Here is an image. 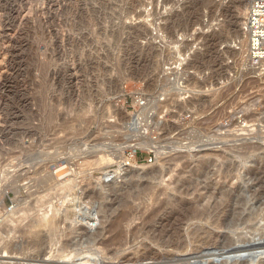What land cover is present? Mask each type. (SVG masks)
<instances>
[{"label": "rangeland", "instance_id": "obj_1", "mask_svg": "<svg viewBox=\"0 0 264 264\" xmlns=\"http://www.w3.org/2000/svg\"><path fill=\"white\" fill-rule=\"evenodd\" d=\"M243 1L0 0V264H264V64L222 41Z\"/></svg>", "mask_w": 264, "mask_h": 264}, {"label": "bare ground", "instance_id": "obj_2", "mask_svg": "<svg viewBox=\"0 0 264 264\" xmlns=\"http://www.w3.org/2000/svg\"><path fill=\"white\" fill-rule=\"evenodd\" d=\"M245 4H244V6H243V8H242V10H243V12H244V14H245V17L243 18V20H241V21H239V19H238V21H239V23H237L239 26H237V28L234 30L233 29V32H231V33H233V34H231L230 35V37H228V38H225L224 39V37H222L221 39H222V41H223V44H226V46L228 45V44H233L232 46H233V49H234V52L235 51H239V50H241L240 51V53H243L244 54V59H242L243 61H245V63H247L246 65L247 66H251L252 64L250 63V60H249V58H248V43H249V37H248V32H247V18H248V13H249V11H250V9H251V6H252V0H244L243 1ZM178 15V14H177ZM176 15V16H177ZM242 18V17H241ZM177 22V21H176ZM187 22V21H186ZM181 24V23H180ZM177 25V24H176ZM229 25V24H228ZM236 27V26H235ZM227 29H228V27H227ZM183 31V30H182ZM181 31V32H182ZM224 31V30H223ZM216 32V31H215ZM219 34H221L222 33V31H221V33H220V29H219ZM227 32V31H226ZM183 33V32H182ZM229 33V32H228ZM179 34V33H178ZM180 36L182 35L181 33L179 34ZM216 35H218L217 33H216ZM224 35V34H223ZM228 35V34H227ZM217 37V36H216ZM220 37V36H219ZM226 37V36H225ZM178 39V38H177ZM207 39V38H206ZM221 44V43H220ZM211 46V45H210ZM230 46V45H229ZM208 47V46H207ZM229 48V47H228ZM227 48V49H228ZM231 48V47H230ZM194 50V49H193ZM212 50V49H211ZM183 53V52H182ZM210 53H211V51H210ZM233 53V52H232ZM184 54V53H183ZM238 53H236V55H237ZM194 55H198V54H194ZM200 55V54H199ZM178 57H180L181 58V54L180 53H178ZM183 57V56H182ZM201 57V56H200ZM210 57V56H209ZM208 57V58H209ZM188 58V57H187ZM198 57H196V59H197ZM195 58H194V60H196ZM193 60V62L191 63V62H189V64H187L188 65V67H191V66H193L194 64H195V61ZM247 61V62H246ZM197 62V61H196ZM209 62V61H208ZM198 65V64H197ZM185 66V65H184ZM187 67V66H186ZM194 67H195V65H194ZM184 68V67H183ZM195 68H197V66L195 67ZM209 68V67H208ZM186 70H187V73H188V69L186 68ZM189 70H192V71H194V70H196V69H189ZM184 72V71H183ZM201 72V71H200ZM181 73H182V71H181ZM180 73V74H181ZM184 74V73H183ZM182 74V75H183ZM177 79V78H176ZM181 79V75H179L178 76V81L176 82V84H177V87H175V89L177 90V91H179V92H181V91H186V92H192L191 91V89L188 87V86H185V87H182V85L180 86V82H179V80ZM191 79H192V77H191ZM196 79V78H195ZM175 80V79H174ZM189 80V79H188ZM193 80V79H192ZM185 81H187V79L185 80ZM194 81V80H193ZM206 81H207V79H206ZM188 82V81H187ZM194 82H196V81H194ZM192 83V82H191ZM208 83V82H207ZM206 83V84H207ZM174 84V83H173ZM192 85V84H191ZM197 86V84H194V89L195 90H193L194 92L196 91V89L197 88H195ZM199 89V88H198ZM197 89V90H198ZM198 92H200V91H196V93H198ZM177 93V92H176ZM196 93H195V95H196ZM186 94V93H185ZM201 95V94H200ZM194 98V97H193ZM196 98V97H195ZM202 104V103H201ZM149 106V104H146L141 110H139L138 112H137V114L136 115H132V116H130L129 117V124H130V126H133V125H136V123H137V121L139 120V118H140V116L141 115H143L144 114V112L148 109L147 107ZM243 127V126H242ZM147 139V138H146ZM146 141V140H145ZM147 142V141H146ZM150 142V141H149ZM82 146H84V144H82ZM85 147V146H84ZM89 148V147H88ZM149 149V148H148ZM247 149V148H246ZM118 155V154H117ZM119 157H121V156H119ZM118 157V158H119ZM222 157V156H221ZM122 158V157H121ZM120 158V159H121ZM128 159H126V160H123V162L122 163H124V162H126ZM122 161V160H121ZM119 162V161H118ZM215 164V163H214ZM231 164V163H230ZM202 166H205V165H203V164H201ZM201 165H199V166H201ZM67 166V165H66ZM120 166V165H119ZM124 166H126V164L124 165ZM221 166V165H220ZM224 166V165H223ZM226 166V165H225ZM62 167H64V165L62 166ZM61 167V168H62ZM227 167V166H226ZM248 170V169H247ZM224 171V170H223ZM63 172H65V171H63ZM231 172V171H230ZM230 172H225L223 175H221V178L223 177L224 179L225 178H227L228 179V177H231V179H234L235 177H236V175L234 174V175H231L230 174ZM264 172V171H263ZM216 174V173H215ZM233 174V173H232ZM58 175V174H57ZM61 176H63V173L61 174V175H58V176H56V179H59L58 181H61V182H56V184H55V182H54V184L55 185H53V186H59V188H58V190L59 189H61V190H66V189H68L69 188V186H70V183L72 182V180L71 179H69V178H67V177H61ZM65 176H67V175H65ZM49 177V176H48ZM50 177H52V175L50 174ZM49 177V178H50ZM61 177V178H60ZM47 179L49 182H51L52 181V179ZM53 178V177H52ZM237 178V177H236ZM47 181V182H48ZM231 182V181H230ZM184 184V183H183ZM232 184V183H231ZM181 185V184H180ZM186 185V184H185ZM189 185V184H188ZM45 186V185H44ZM52 186V187H53ZM184 186V185H183ZM183 186H181V187H183ZM213 186V185H212ZM211 186V187H212ZM214 186L216 187L217 185H215L214 184ZM187 187V186H186ZM209 188L210 190H212L211 192H208V193H210V195L208 196V202H207V205L209 204V200H212L213 202H211V204L209 205V206H207V205H202L201 204V201L204 199L203 197H201L200 198V200L199 201H197L196 200V202L193 204V209H194V213L193 214H195V215H193L192 213V215L193 216H196V217H198V218H201V216L203 215L204 216V214H206V212H207V214H209V213H218L220 210H221V208H222V206H224V203H226L228 200V197H230L229 195H230V193L232 192V191H234V190H231L230 189V187L227 185V184H221V185H219V189L217 190L216 188ZM250 187V186H249ZM194 188V187H193ZM232 188V187H231ZM176 189H178V188H176ZM182 189V188H181ZM187 189V188H186ZM246 190V189H245ZM185 191V190H184ZM190 191V190H189ZM214 191H217V193L215 194L214 193ZM181 192V191H180ZM176 193H177V191H176ZM179 193V192H178ZM189 193V192H188ZM208 193H205V194H207L208 195ZM135 194V193H134ZM164 194V193H163ZM180 194V193H179ZM234 194V193H233ZM123 195V194H122ZM219 196V198H218V196ZM121 197V196H120ZM125 197V196H124ZM128 197V196H127ZM205 198H206V196H204ZM172 198H174V197H172ZM194 198V197H193ZM203 198V199H202ZM174 199H176V198H174ZM202 199V200H201ZM122 201V200H121ZM123 201H125V200H123ZM166 201V200H165ZM177 201V200H176ZM168 202V201H167ZM181 202V201H180ZM118 203V202H117ZM204 203V202H203ZM254 203V202H253ZM161 204V203H160ZM182 204V203H181ZM227 204V203H226ZM161 206V205H160ZM232 206V205H231ZM131 207V206H130ZM199 207H202V210L200 209H198ZM129 209V208H128ZM223 209V208H222ZM133 210V209H132ZM132 210H131V208L129 209V210H127V211H125L124 213H122L121 215H118V217L116 218L117 219V221H118V223H120V224H125L126 226H129L130 224H132L131 222L133 221V218H131L133 215H132ZM190 210V209H189ZM109 211V210H108ZM112 211V210H111ZM110 211V212H111ZM222 211V210H221ZM154 212H156V211H154ZM108 213V212H107ZM152 213V212H151ZM188 213V212H187ZM109 214H112V213H109ZM113 215V214H112ZM108 216V215H107ZM152 216H154V215H152ZM218 216V215H217ZM253 216V215H252ZM192 217V216H191ZM214 217V216H213ZM135 218V217H134ZM194 219H196L195 217H193ZM207 218V217H206ZM209 218H211L212 219V217L210 216ZM216 218H218V217H216ZM202 219V218H201ZM200 219V220H201ZM204 219H205V217H204ZM219 219V218H218ZM43 220V219H42ZM48 220H50V219H48ZM197 220H199V219H197ZM213 220H215V219H213ZM253 220V219H252ZM39 221H41V220H39ZM52 221V220H51ZM108 221L110 222V221H112V217H111V215H109L108 216ZM135 221V220H134ZM202 221H203V219H202ZM212 221V220H211ZM218 221V220H217ZM43 222V221H42ZM56 222V221H55ZM205 222V221H204ZM216 222V221H215ZM214 222V223H215ZM45 224H46V227H47V225H49L50 227H52L51 225L53 224V222L52 223H50V222H48V221H46V222H44ZM200 223V222H199ZM217 223V222H216ZM32 224V223H31ZM30 224V225H31ZM45 224H41L40 222H38V221H35V222H33V224H32V226H31V228H36L37 226H41V225H45ZM56 224V223H55ZM201 224V223H200ZM208 224H210V223H208ZM117 225V224H116ZM125 225H123V226H125ZM216 225V224H215ZM126 226H125V228H126ZM202 226H203V224H202ZM143 227V226H142ZM199 227V226H198ZM38 228V227H37ZM119 228H121V227H119ZM129 228V227H128ZM144 228V227H143ZM197 228V227H196ZM200 228H202V227H200ZM200 228H199V230H200ZM141 230H142V228H140ZM140 229H139V231H140ZM128 230V229H127ZM204 230H205V228H204ZM102 231H104V229L102 230ZM118 231H121V232H118ZM123 231H125V230H117V233L115 234V236L113 237V239H111L112 240V242L110 241V243L112 244V245H115V246H117L116 248V250H111V251H108L107 252V256L110 258V259H112L113 257L110 255V253L111 254H113V256H114V258H116V257H119V256H117V254H120L121 255V253H124L125 252V249H126V246L131 242L130 241V239H129V237H131V232L130 231H127V232H123ZM162 231V230H161ZM205 231H207V230H205ZM142 232V231H141ZM175 232H177V230L175 231ZM187 232V231H186ZM194 232H196L195 230H194ZM198 232V231H197ZM202 232H204V231H202ZM33 234V233H32ZM159 234V233H158ZM189 234V236H190V234H192V232L191 233H188ZM197 234V233H196ZM206 234V233H205ZM208 234H211V233H208ZM97 235H99V233L97 234ZM178 235V234H177ZM33 236H34V234H33ZM113 236V235H112ZM133 236V235H132ZM199 236V235H198ZM209 236V235H208ZM50 237V236H49ZM100 237H102V236H100ZM134 238H135V236H133ZM132 237V238H133ZM191 237V236H190ZM206 237V236H205ZM209 237H211V235L209 236ZM95 238H99V236L98 237H95ZM181 238H183V236H181ZM208 238V237H207ZM218 238V237H217ZM174 239V238H173ZM180 239V238H179ZM175 240V239H174ZM183 241H182V243L181 244H183L184 243V239H182ZM152 241V240H151ZM168 241V240H167ZM100 242V241H99ZM108 242V241H107ZM106 242V243H107ZM164 242V241H163ZM178 242V241H177ZM181 242V241H180ZM155 243V242H154ZM161 243V242H160ZM175 243V242H174ZM179 243V242H178ZM39 244H41V243H39ZM176 244V243H175ZM104 245V244H103ZM107 245V244H106ZM109 245V244H108ZM169 245H171L172 246V244L170 243ZM174 245V244H173ZM145 245H143V249H145L144 250V252H143V249H142V251L141 252H139V253H137V252H135V253H137V255L135 254V256H133L134 258H133V261L135 260V258H136V256H138V255H144V258L146 257V254L148 253V250L150 249L149 247H144ZM148 246V245H147ZM175 246H177V244L176 245H174V247ZM180 246V245H179ZM169 247V246H168ZM104 248H106V247H104ZM109 248V247H108ZM107 248V249H108ZM110 249H114V248H109L108 250H110ZM124 251V252H123ZM150 252V251H149ZM166 252V251H165ZM128 257V256H127ZM130 257V256H129ZM122 259V258H121ZM129 259V258H128ZM113 260V259H112ZM124 260V259H123ZM128 261H130V260H128ZM127 261V262H128ZM123 262V261H122ZM129 263V262H128ZM132 263V262H131ZM117 264V263H116Z\"/></svg>", "mask_w": 264, "mask_h": 264}, {"label": "built area", "instance_id": "obj_3", "mask_svg": "<svg viewBox=\"0 0 264 264\" xmlns=\"http://www.w3.org/2000/svg\"><path fill=\"white\" fill-rule=\"evenodd\" d=\"M247 32L248 58L251 66L262 65L264 64V0H252L247 18Z\"/></svg>", "mask_w": 264, "mask_h": 264}]
</instances>
